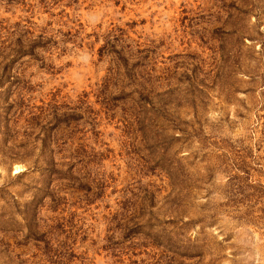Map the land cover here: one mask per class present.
<instances>
[{
  "label": "rangeland",
  "instance_id": "374dc122",
  "mask_svg": "<svg viewBox=\"0 0 264 264\" xmlns=\"http://www.w3.org/2000/svg\"><path fill=\"white\" fill-rule=\"evenodd\" d=\"M0 264H264V0H0Z\"/></svg>",
  "mask_w": 264,
  "mask_h": 264
}]
</instances>
